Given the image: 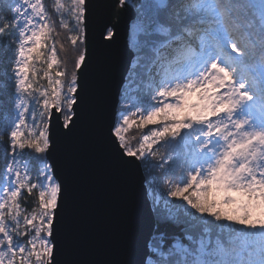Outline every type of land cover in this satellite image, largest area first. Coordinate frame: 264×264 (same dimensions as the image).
I'll return each instance as SVG.
<instances>
[{
  "label": "snow or ice",
  "instance_id": "1",
  "mask_svg": "<svg viewBox=\"0 0 264 264\" xmlns=\"http://www.w3.org/2000/svg\"><path fill=\"white\" fill-rule=\"evenodd\" d=\"M125 15L129 67L101 131L152 200L133 264H264V0H0V264H84L61 259L77 210L51 153L103 118L89 77Z\"/></svg>",
  "mask_w": 264,
  "mask_h": 264
},
{
  "label": "water",
  "instance_id": "2",
  "mask_svg": "<svg viewBox=\"0 0 264 264\" xmlns=\"http://www.w3.org/2000/svg\"><path fill=\"white\" fill-rule=\"evenodd\" d=\"M155 2V0H154ZM131 16L121 17V39L103 62L101 73L90 74L93 93L103 100L104 116H86L74 135L60 137L51 156L71 184L76 218L74 235L66 241L62 260L84 264H133L143 255L152 228L151 201L143 169L119 166L103 132L113 115L128 71L130 57L123 33Z\"/></svg>",
  "mask_w": 264,
  "mask_h": 264
},
{
  "label": "trees",
  "instance_id": "3",
  "mask_svg": "<svg viewBox=\"0 0 264 264\" xmlns=\"http://www.w3.org/2000/svg\"><path fill=\"white\" fill-rule=\"evenodd\" d=\"M45 2L49 5H51L53 3V0H45ZM143 2H144V0H130V3H132V4H140ZM6 55H8V53H4L2 50H0V79H3V63H2V61ZM61 56L63 57V54H61ZM69 67H71L70 64H69ZM138 83H139V81H138ZM149 83L150 82L147 79H144L143 83H139V89L138 90L128 93V96H127L128 101L131 104H135L137 102H140L143 99L144 91L146 90L147 85ZM7 97H8V93L0 90V101L4 102V107L0 108V121L3 120L5 112H7V114L9 116L11 115V112H10L11 104L8 101ZM145 131H147V129H145ZM132 134L138 135V133H136L135 130L132 131ZM160 152L165 153V149L160 148ZM0 155H2V153H0ZM169 163H171V161ZM156 175L160 176L161 173L157 172ZM177 175H178V173H177ZM161 186H162V188H164L166 190V186H163L162 182H161ZM151 203H152V200H151Z\"/></svg>",
  "mask_w": 264,
  "mask_h": 264
},
{
  "label": "rangeland",
  "instance_id": "4",
  "mask_svg": "<svg viewBox=\"0 0 264 264\" xmlns=\"http://www.w3.org/2000/svg\"><path fill=\"white\" fill-rule=\"evenodd\" d=\"M148 190V195H149V189H147ZM150 199H151V197H150Z\"/></svg>",
  "mask_w": 264,
  "mask_h": 264
}]
</instances>
